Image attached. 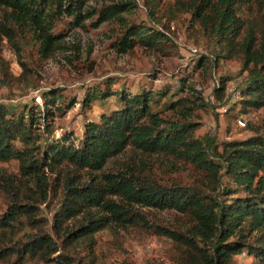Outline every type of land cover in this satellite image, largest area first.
<instances>
[{"label":"trees","instance_id":"trees-1","mask_svg":"<svg viewBox=\"0 0 264 264\" xmlns=\"http://www.w3.org/2000/svg\"><path fill=\"white\" fill-rule=\"evenodd\" d=\"M89 2L0 0L2 83L15 79L4 58L6 49L16 52L26 77L29 69L21 59L26 45H39L44 58L60 47L62 37L53 34L58 16L67 15L82 26L98 15L99 28L111 19L123 21L122 14L132 9V4L119 3L87 10ZM157 2L148 5L153 9ZM250 3L181 4L193 20L211 27L228 58H240L249 71L253 80L240 90L243 113L264 108V0L258 5L261 22L244 21L236 13ZM155 12L150 10L151 17ZM166 39L159 30L133 24L116 45L127 53L137 45L156 48ZM186 88L192 92L190 98L170 93L165 103L163 93L145 88L133 92L94 88L83 100L84 107L111 97L118 104L98 121L87 122L79 143L70 133L43 142L39 134L41 125L55 116L60 92L42 93L43 111L29 102L20 108L0 105V163L19 164L16 174L0 168V195L6 205L0 215V262L49 263L56 253L92 245L99 231L117 225L146 227L173 240L179 264H232L244 253L254 258V264H264V135L224 143L217 152L219 162L214 161L204 141L196 137L197 124L189 121L198 96ZM226 91L221 79L216 94L222 100ZM167 112L172 113L170 118L164 116ZM155 158L171 162L169 173L157 171L152 165ZM224 177L231 186L222 191ZM50 202L51 220L42 216ZM137 208L175 211L184 224L176 229L151 224Z\"/></svg>","mask_w":264,"mask_h":264},{"label":"rangeland","instance_id":"rangeland-1","mask_svg":"<svg viewBox=\"0 0 264 264\" xmlns=\"http://www.w3.org/2000/svg\"><path fill=\"white\" fill-rule=\"evenodd\" d=\"M148 1L151 0H90L87 10L98 11L119 3L132 4L130 12L122 14L123 21L111 19L99 28L95 27L98 15L87 19L82 26H77L67 15L58 16L53 34L62 37L60 47L44 58L38 53L39 45L32 42L26 45L21 56L29 69L26 77H23L16 52L6 49L4 58L15 79L8 85L0 80V105L20 108L23 102H29L43 111L42 93L60 92L62 97L57 101L55 116L46 126L41 125L39 134L43 142L70 133L79 143L85 124L90 120L98 121L118 104L116 97H111L84 107L83 100L94 88L110 86L113 91L129 92L145 88L163 93L162 102L165 103L171 98L170 93L179 99L190 98L192 92L186 88L190 86L198 98L189 121L197 124L196 137L204 141L214 161L219 162L217 152L224 143L256 133L264 135V108L243 113L241 100L236 97V93L253 80L242 60L228 58L211 27L193 20L191 14L181 8V4L189 0H158L153 9ZM259 4V0H251L236 13L244 21L261 22ZM150 10L157 12L155 18L151 17ZM133 24L159 30L167 39L156 48L137 45L125 53L116 44ZM221 79L227 85L222 100L216 94ZM160 108L164 109V105ZM171 115L167 112L164 116L170 118ZM240 120L245 126L240 125ZM152 165H156L158 172L166 173L172 167L170 161L161 158L153 159ZM0 168L16 174L19 164L15 161L0 163ZM185 178L192 180L190 174H185ZM230 186L224 177L221 190ZM52 207L53 202H50L42 216L51 220ZM5 209L0 195V215ZM137 209L146 222L160 227L176 229L184 224L175 211ZM26 232L31 233L30 230ZM62 252L60 256V252L56 253L52 262L31 260L27 264H179L173 240L142 226L122 229L113 225L99 231L92 245L75 246ZM232 264H254V258L244 253L236 256Z\"/></svg>","mask_w":264,"mask_h":264},{"label":"built area","instance_id":"built-area-1","mask_svg":"<svg viewBox=\"0 0 264 264\" xmlns=\"http://www.w3.org/2000/svg\"><path fill=\"white\" fill-rule=\"evenodd\" d=\"M236 97H237V99L240 98V92L236 93ZM239 123H240V125L245 126V124L243 122H241V120L239 121Z\"/></svg>","mask_w":264,"mask_h":264}]
</instances>
